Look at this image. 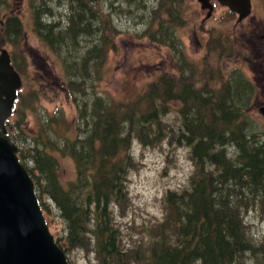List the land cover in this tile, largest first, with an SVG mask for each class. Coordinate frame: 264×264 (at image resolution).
Segmentation results:
<instances>
[{
  "label": "trees",
  "instance_id": "trees-1",
  "mask_svg": "<svg viewBox=\"0 0 264 264\" xmlns=\"http://www.w3.org/2000/svg\"><path fill=\"white\" fill-rule=\"evenodd\" d=\"M36 1V5L30 6L33 31L51 50L69 57V62H64L65 71L68 69L75 81L69 79L64 87L67 95L76 99L70 86L81 89L85 83H91L94 79L89 71L100 69L99 64L105 62L104 56L111 46L112 40L104 34L106 30L100 28L104 26V16L100 18L90 9L101 8L93 0H64L69 13L61 24L52 20V11L44 5L49 0ZM4 4L0 0V8ZM106 20L109 24L110 18L105 17ZM165 23L164 32L160 33L172 37L173 26ZM2 24L5 36L13 40L21 37V23L16 15H7ZM81 37L87 40L83 45ZM217 50L219 53V46ZM78 51L83 54L81 60ZM222 54L214 53V61L202 65L190 80L181 76L174 80L159 78L157 83L165 88L156 92L148 84L146 91L129 99L128 105L109 95L92 97L86 130L76 134L75 139H48V118H44L45 123L35 135L31 134L32 128L30 132L21 130L17 120L6 122L4 136L17 146V159L32 180L45 223V213L49 212L46 204L50 202L63 225V234L53 237L63 254L72 249L89 250L97 264H264V245L255 241L243 220L247 210L264 208V139L254 137L247 122L248 112H242L248 108V99L243 97L245 84L234 75L226 79L222 74L219 60L231 51ZM11 64L19 73L12 60ZM206 73L217 78L213 84L206 80L208 86L221 85L216 91L203 87L201 81ZM76 77L80 79L76 81ZM26 96L23 100L17 92L13 115L23 113L22 103L24 111L31 108L29 93ZM174 101L181 118L176 140H183L189 147L193 168L184 188L166 191L164 219L149 227L148 249L143 251L145 248L138 246L130 251V247L124 254L119 251L118 230L112 225L110 213L113 206H120L125 200V177L132 165L127 150L132 138L152 146L164 137L160 118L167 112L168 103ZM7 126H12L13 132ZM247 127L252 132L250 136L245 131ZM24 131L29 133V140L22 135ZM23 143H30V164L21 148ZM36 145L41 148L36 149ZM227 146L232 149L230 156ZM53 150L61 155L67 150L74 168L71 179L60 180ZM86 235L89 243L84 240Z\"/></svg>",
  "mask_w": 264,
  "mask_h": 264
},
{
  "label": "rangeland",
  "instance_id": "rangeland-1",
  "mask_svg": "<svg viewBox=\"0 0 264 264\" xmlns=\"http://www.w3.org/2000/svg\"><path fill=\"white\" fill-rule=\"evenodd\" d=\"M4 1L5 4L0 8V47L7 50L18 68L22 99L29 93L32 104L30 109L24 111L22 103L20 112L23 113H12L8 117L7 122L17 120L21 130L27 129L30 132L32 128L31 134L35 135L48 118V139L57 140L60 136L75 139L76 134L86 130L92 97L102 95L104 98L109 95L113 100L124 101V105H128L129 99L146 91L145 86L148 84H152L156 92L159 88H165L161 82L157 83L159 78L174 80L181 76L182 79L190 80L202 65L208 66L207 63L214 61V53L220 56L223 52L231 51L228 57L222 56L219 60L224 69L222 74L226 79L234 75L245 84L243 97L248 99V108H243L242 112H248L247 122L254 137L257 140L264 139V0H251L250 13L241 19L215 0H210L212 8L208 16H205L207 8L201 7L197 0H93L101 10L90 9L95 10L98 17L104 16V26L100 28L106 30L104 34L112 41L104 54L105 62L102 60L99 64L100 69L94 73L89 71L94 80L85 83L81 89L76 85L70 86L76 99L68 96L64 87L73 78L68 69L65 71L64 62L69 57L66 59L61 52L51 50L33 31L30 6L36 5L38 1ZM58 2L49 0L44 5L52 11V20L62 24L69 13L68 2L64 4L62 0L56 5ZM9 14L18 17L22 28L21 37L14 40L13 37L5 36L2 30V21ZM105 17L110 18L109 24ZM165 22L173 26L172 37L160 33L164 32ZM80 40L81 45L87 41L83 37ZM217 46L220 47L219 53ZM78 56L79 60L83 59L80 51ZM74 61L80 63L76 59ZM217 67L219 69V64ZM206 80L213 84L217 78H210L206 73L201 81L203 87L212 92L221 86L210 87ZM167 106V112L160 118L165 129L164 137L152 146L142 145L136 138H132L127 150L132 165L126 172L125 200L120 206H113L110 213L112 225L118 230L119 251L124 254L130 247V251L138 246L145 248L143 251L148 249L149 227L159 225L164 219L163 199L166 191L184 188L193 168L189 147L183 140H176L181 125V118L176 113L177 103L170 102ZM7 127L13 132L12 126ZM91 127L89 125V129ZM249 128L245 131L250 136L252 132ZM172 134L175 135L173 138ZM22 135L30 139L29 133L24 131ZM28 144H21L27 155L26 161L30 151ZM35 147L41 148L37 145ZM226 150L230 156V146ZM65 151H62L65 155H61V152L55 154L57 151L53 150L62 181L74 175L73 162ZM46 207L49 210L45 213L49 233L53 237L62 235L63 225L55 207L50 202H47ZM255 210H247L243 220L255 241L264 245V208L256 207ZM88 239L86 235L84 240L89 243ZM64 255L69 264H97L89 250L72 249Z\"/></svg>",
  "mask_w": 264,
  "mask_h": 264
},
{
  "label": "water",
  "instance_id": "water-1",
  "mask_svg": "<svg viewBox=\"0 0 264 264\" xmlns=\"http://www.w3.org/2000/svg\"><path fill=\"white\" fill-rule=\"evenodd\" d=\"M211 9L208 0H197ZM241 19L249 12V0H217ZM20 77L0 47V264H67L54 243L38 207L33 183L16 157L17 147L3 134Z\"/></svg>",
  "mask_w": 264,
  "mask_h": 264
},
{
  "label": "flooded vegetation",
  "instance_id": "flooded-vegetation-1",
  "mask_svg": "<svg viewBox=\"0 0 264 264\" xmlns=\"http://www.w3.org/2000/svg\"><path fill=\"white\" fill-rule=\"evenodd\" d=\"M260 109L262 110V112H263V108L262 107H260Z\"/></svg>",
  "mask_w": 264,
  "mask_h": 264
}]
</instances>
